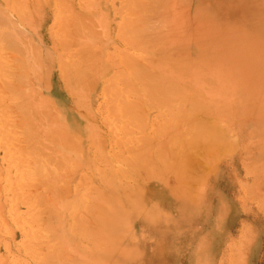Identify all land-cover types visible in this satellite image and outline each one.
I'll use <instances>...</instances> for the list:
<instances>
[{
    "label": "rangeland",
    "instance_id": "1",
    "mask_svg": "<svg viewBox=\"0 0 264 264\" xmlns=\"http://www.w3.org/2000/svg\"><path fill=\"white\" fill-rule=\"evenodd\" d=\"M0 264H264V0H0Z\"/></svg>",
    "mask_w": 264,
    "mask_h": 264
},
{
    "label": "bare ground",
    "instance_id": "2",
    "mask_svg": "<svg viewBox=\"0 0 264 264\" xmlns=\"http://www.w3.org/2000/svg\"><path fill=\"white\" fill-rule=\"evenodd\" d=\"M11 44V43H10ZM220 135V134H219Z\"/></svg>",
    "mask_w": 264,
    "mask_h": 264
}]
</instances>
